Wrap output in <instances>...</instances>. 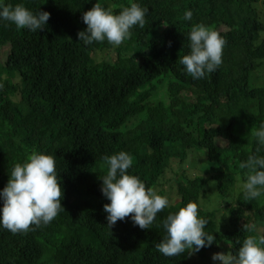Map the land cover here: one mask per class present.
I'll return each instance as SVG.
<instances>
[{"label": "trees", "instance_id": "trees-1", "mask_svg": "<svg viewBox=\"0 0 264 264\" xmlns=\"http://www.w3.org/2000/svg\"><path fill=\"white\" fill-rule=\"evenodd\" d=\"M3 2L51 15L36 32L0 21V190L33 151L52 155L65 210L27 232L0 228V264H220L214 253L235 254L246 237L264 235V195L244 199L247 170L239 167L255 153L252 133L264 122V86L250 83L264 66L260 0ZM97 2L114 13L138 3L149 9L145 26H133L119 46L85 45L83 13ZM200 23L226 43L217 70L193 79L178 60ZM120 151L132 156L129 174L170 201L149 229L130 217L107 225L103 157ZM189 202L216 242L167 257L156 248L163 222Z\"/></svg>", "mask_w": 264, "mask_h": 264}, {"label": "clouds", "instance_id": "clouds-1", "mask_svg": "<svg viewBox=\"0 0 264 264\" xmlns=\"http://www.w3.org/2000/svg\"><path fill=\"white\" fill-rule=\"evenodd\" d=\"M149 9L138 3L122 7L114 13L110 7L97 2L90 10L83 13L86 30L78 33L79 41L85 45L94 42H107L119 46L131 36L133 26L143 28ZM51 13L41 11L34 13L23 4H5L0 0V21H9L18 29L27 28L32 32L44 29ZM192 10H186L185 21H191ZM163 26L169 24L163 21ZM188 54L179 57V64L193 79L204 78L223 63L225 39L216 30L203 23L192 26L187 34ZM257 140L254 154L240 162L239 167L246 169V181L242 185L246 201L264 195V122L253 130ZM107 172L100 176L101 192L110 201L104 204L107 213V225L112 228L118 220L131 219L141 229H149L158 213L170 203L168 197L160 195L136 175L129 174L133 165L132 156L126 151L105 155ZM63 189L56 170V160L52 155L33 151L23 163H16L10 173L7 185L0 190V228L12 233L27 232L30 226L49 224L60 211ZM209 220L198 213V204L189 202L178 211L169 213L163 222L166 235L156 244L157 250L167 257H175L188 252L196 254L204 247H211L216 236L207 232ZM244 231H250L245 224ZM220 264H264V235L248 236L243 240L238 252H216L211 257Z\"/></svg>", "mask_w": 264, "mask_h": 264}, {"label": "rangeland", "instance_id": "rangeland-1", "mask_svg": "<svg viewBox=\"0 0 264 264\" xmlns=\"http://www.w3.org/2000/svg\"><path fill=\"white\" fill-rule=\"evenodd\" d=\"M258 5H259L260 10L262 11V14L264 15V0H260V2H259ZM1 57H3V56L1 55ZM96 59L98 61L101 60L102 59L101 58V55L100 54H96ZM18 78H19V76L17 74L16 79H18ZM250 83H251V85H255V86L256 85L264 86V66H263V68H260L258 70H255L252 73L251 79H250ZM195 168L196 167H194V169ZM167 186H169V185H167ZM166 193H167V190H166ZM167 194H169L171 197H175V195L177 194V192L175 191V189H172V190L170 189ZM256 227H257V230L259 232L262 231V229H263L262 224H259Z\"/></svg>", "mask_w": 264, "mask_h": 264}]
</instances>
